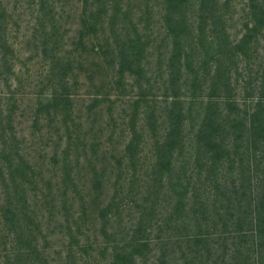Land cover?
I'll use <instances>...</instances> for the list:
<instances>
[{"label":"trees","instance_id":"trees-1","mask_svg":"<svg viewBox=\"0 0 264 264\" xmlns=\"http://www.w3.org/2000/svg\"><path fill=\"white\" fill-rule=\"evenodd\" d=\"M0 264H264V0H0Z\"/></svg>","mask_w":264,"mask_h":264}]
</instances>
